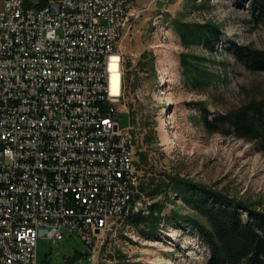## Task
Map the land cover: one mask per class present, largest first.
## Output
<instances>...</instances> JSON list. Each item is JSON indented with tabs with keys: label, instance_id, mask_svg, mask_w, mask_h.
<instances>
[{
	"label": "built area",
	"instance_id": "built-area-1",
	"mask_svg": "<svg viewBox=\"0 0 264 264\" xmlns=\"http://www.w3.org/2000/svg\"><path fill=\"white\" fill-rule=\"evenodd\" d=\"M129 15L128 0H0V264H38L39 239L66 228L91 247L136 208Z\"/></svg>",
	"mask_w": 264,
	"mask_h": 264
},
{
	"label": "rangeland",
	"instance_id": "rangeland-1",
	"mask_svg": "<svg viewBox=\"0 0 264 264\" xmlns=\"http://www.w3.org/2000/svg\"><path fill=\"white\" fill-rule=\"evenodd\" d=\"M128 1L131 23L118 46L126 80L119 124L134 139L139 181L134 214L150 216L158 229L150 234L151 223L129 217L114 222L90 247L66 228L62 239H39L38 264H209L210 252L197 232L168 222L175 212L195 217L180 193L170 186L153 197L141 189L170 184L172 178L213 187L264 210V148L233 132H209L201 112L226 114L264 101V72L247 69L230 52L233 44L264 51V23L257 21L254 0ZM209 26L219 32L212 49L197 38ZM164 69L170 72L165 84ZM162 120L170 145L161 141Z\"/></svg>",
	"mask_w": 264,
	"mask_h": 264
},
{
	"label": "trees",
	"instance_id": "trees-1",
	"mask_svg": "<svg viewBox=\"0 0 264 264\" xmlns=\"http://www.w3.org/2000/svg\"><path fill=\"white\" fill-rule=\"evenodd\" d=\"M50 0H41L38 7ZM253 7L259 10L258 23H264V0H254ZM207 32H198L205 45L212 49L219 37L218 28L209 26ZM209 31V32H208ZM230 52L236 60L251 71L264 72V51L233 44ZM202 122L209 132L228 131L247 140L258 141L264 148V101L251 102L226 114H214L207 108L202 111ZM214 116V117H213ZM173 186L195 217L188 218L175 212L168 222L180 221L183 226L195 230L210 252L209 264H264V210L230 197L223 192L191 180L174 179L170 184L141 189L149 196H157ZM152 207V211H154ZM245 212V213H244ZM153 216V214H151ZM137 223H151L155 234L158 225L150 216H128Z\"/></svg>",
	"mask_w": 264,
	"mask_h": 264
},
{
	"label": "bare ground",
	"instance_id": "bare-ground-1",
	"mask_svg": "<svg viewBox=\"0 0 264 264\" xmlns=\"http://www.w3.org/2000/svg\"><path fill=\"white\" fill-rule=\"evenodd\" d=\"M131 17H132V15H129L128 26L131 23ZM161 46H158V47H161ZM120 63H124V60H123L122 56H120ZM163 72L164 73H163V76H162V81L165 84L166 81H167L166 77L169 76L170 72H169L168 69H164ZM163 94H165V97L168 100L170 99L171 96L169 97L168 93L163 91ZM129 130H130V128H129ZM160 137H161V141H162L163 144L170 145L171 142H173L172 139H171V136L168 133V131L165 129V121L164 120L161 121V125H160ZM136 208H132V206H125L124 210H118V215L113 217L112 227L114 225V222L127 219L128 216H130L133 212H135Z\"/></svg>",
	"mask_w": 264,
	"mask_h": 264
},
{
	"label": "water",
	"instance_id": "water-1",
	"mask_svg": "<svg viewBox=\"0 0 264 264\" xmlns=\"http://www.w3.org/2000/svg\"><path fill=\"white\" fill-rule=\"evenodd\" d=\"M97 232L99 233V230H97Z\"/></svg>",
	"mask_w": 264,
	"mask_h": 264
}]
</instances>
